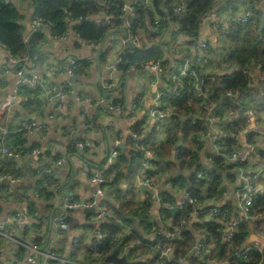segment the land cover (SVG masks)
<instances>
[{"label": "crops", "instance_id": "1", "mask_svg": "<svg viewBox=\"0 0 264 264\" xmlns=\"http://www.w3.org/2000/svg\"><path fill=\"white\" fill-rule=\"evenodd\" d=\"M9 1L14 4L19 13L18 21L22 25L23 36H27L28 25L34 15L31 0ZM174 1H172V4ZM230 1L217 0L216 6L201 20L198 29V36L208 41L210 50L213 52V63L207 70L209 73L217 75L239 67L234 62H226V52L229 49L232 50L234 44L226 37H218L211 25L212 20H217L222 24L230 25L231 28L233 18L242 12L246 3L239 0L240 4L237 3L236 7L231 8ZM253 13L255 14L252 18L255 22L254 27L256 33H259L262 28L261 21L256 16L260 14V17L264 19V0H256ZM156 14L154 12V16ZM149 27L150 24H147L148 30L141 31L143 41L151 37L149 43H161L160 48L166 65L175 62L180 56V50L171 51L168 48V40L164 39L163 35L154 36ZM263 35L261 33V37ZM190 38L182 32L176 34L180 46H184ZM30 40H35V45L29 53L25 72H34L39 75L43 85L35 89L23 88L19 92L13 107L15 114L12 115L10 112L0 110L2 124L9 129V132L2 135L0 140L2 138L5 145L19 154L17 163L20 166V174L22 175V182L19 185H10L7 182L0 183V219L16 211L25 213L26 221L22 228L15 227V223L11 224L16 228L15 234L17 237L37 240V247L44 253L51 252L55 248L62 257H71L83 263H88L85 259L84 244H93L94 240L97 239L95 233L97 222L94 219L93 212L86 213L81 210L69 214L71 219L67 222V228L60 229L54 221L62 215V209L57 206L58 200L54 197V194L48 197L46 192H52V187L58 186L60 189L59 196H63L64 191H68L73 195L86 197L94 188V184L90 179L92 173L104 165L106 153L110 148L113 137L120 134L123 135V147L121 148L129 157L131 154L130 149H134V146L128 141L131 138L129 132L134 129L143 131L146 127L152 125L153 117L150 116L149 110L154 105L157 89L149 83V79L156 78L160 82L161 78L155 77L146 67H140L136 70L122 69L120 65L116 64L115 59L118 51H120L118 47H114L111 51L108 50L104 55L101 51L97 62V50L93 51L82 45L74 34L63 41H56L50 30L45 28L32 35ZM71 57L77 59L78 65L76 68L80 69L79 74H74L77 79L74 86L70 85L71 92L67 93L61 101L55 96L48 97L52 87L56 86L63 78V75L50 69V67L57 63L66 64ZM6 69L7 72H5ZM13 69L14 67L8 62L7 49L0 44V100L11 91L16 80ZM105 80H113L115 82L114 88L103 91L101 83ZM75 93L93 98L105 95L126 106L133 101L137 104V110L130 119H127L124 114L109 111L103 105L75 100ZM126 99H128L127 102ZM194 106L197 108L199 102ZM200 109H202L201 106L198 110ZM50 114H53L52 118L49 117ZM21 118H29L44 123L47 130L36 134L15 131ZM153 129L155 130L154 141L156 139L164 141L167 133L175 131L171 122L165 130L160 127H153L151 130ZM243 131L244 129H241L238 133L239 141ZM176 132L178 138L169 155L164 156V158L155 156L157 161L160 160L159 162H161L163 168V173L159 178L157 177L159 174H154L156 183L166 199H176L181 191L172 186L170 180L176 176L186 178L194 171L196 174L201 172L202 167L208 162L209 155L213 152L209 139L201 132L196 140L197 142L193 144L195 147L192 149L196 151L195 154L198 159L190 167L181 164L174 151L185 147L183 141L188 136L183 135L180 129H176ZM73 138L90 141L92 147L83 151L78 150L70 145ZM257 147L258 151L255 152L250 166L251 170L261 166L264 162L263 145L258 144ZM32 149H38L39 153L31 154ZM61 156L66 157L67 162L62 166L54 165L52 161ZM0 164L4 170L11 166L3 160L0 161ZM167 165L172 167L170 172L167 170ZM50 171H53L52 174H49ZM112 171H107V183L101 201L113 210L109 204L117 206L127 193V195L131 193V209L135 208L136 211L130 213L126 211L129 213L128 218L131 219V222L122 223V227H129L145 243L154 241L157 225L150 220L149 216L148 218L146 216L145 207L143 209L146 203L143 190L136 185L135 176L132 179L121 178L113 184L115 176ZM221 175L223 185L212 202L227 204L233 211L236 203L235 189L240 183V173L236 168L224 167L221 170ZM232 186L234 188H231ZM257 186L259 191H264V177L258 178ZM122 191H125L124 195ZM24 195H26V199ZM201 195L203 199L209 198L206 196V187L201 189ZM118 197L120 198L118 199ZM209 220L207 218L199 223L189 222L185 226V230H190L196 241L206 234L205 222ZM167 224H169L168 221ZM244 228L247 231L245 243L255 239L252 236L257 237V231L261 230L255 228L252 223L245 224ZM261 232L264 235V227ZM77 235L82 237L84 248L76 251L71 239ZM24 257L25 251L23 249L12 241H2L0 245L1 262L4 264H24ZM43 260V257L39 258V262ZM47 262L48 264H61L56 260H48ZM138 263L145 264L146 261L139 260L136 264ZM185 264H189V262L186 261Z\"/></svg>", "mask_w": 264, "mask_h": 264}, {"label": "built area", "instance_id": "2", "mask_svg": "<svg viewBox=\"0 0 264 264\" xmlns=\"http://www.w3.org/2000/svg\"><path fill=\"white\" fill-rule=\"evenodd\" d=\"M8 1L9 0H4V2ZM96 1L103 6L100 14L96 17L98 22L113 27L114 22L112 16L106 11L107 5L112 4L119 7L121 11L119 16L121 26L120 28H113L112 30L126 29V35L123 32H114L110 34L106 38L102 49L107 48L111 51L114 47H118L120 51H118L115 57L117 65L124 63L126 64L127 70H136L140 67H146L155 77L161 78L160 82L159 80L157 81L156 78L149 79V83L157 89L154 97V105L149 110V114L153 117V121L152 125L146 127L142 133L133 130L129 132V136L133 139L135 145L141 142L144 135L151 131L153 127H160L162 130L167 129L172 120L175 106L168 103L166 99L182 95L185 78L188 77L193 81V86L200 96L199 106L201 104H206L207 108L206 110L200 109L196 112H189L180 118L183 125H185V121L187 120H189L191 124H195L198 120H202L205 125L203 135L209 139L213 148V152L208 157L207 164L202 167L201 172L196 174L197 180L207 182L213 172H216L218 175L221 174V170H217L213 167L215 157H221L224 167L236 168L240 173V183L235 189L236 203L233 211H231V207L227 204L212 202V200L216 198V195L203 199L190 192L187 188L180 189L181 191L176 199H166L157 186L155 175L151 173L154 168L153 160L155 159V149L162 144L161 140L156 139L153 146L144 148L143 160L135 174V183L143 190L145 202L148 205L146 216L147 218L149 216L150 220L157 225L155 239L150 243H144L140 238L133 237L132 230L129 227L123 226L112 236V241L115 242L116 248L118 249V253H116L117 256L120 257L124 255L126 258L125 264H133L139 260L146 261L145 264H185L187 261L186 255H175L173 239L181 235V232L185 230V226L189 222L199 223L209 218L223 225L222 241L227 245L233 244L234 236L240 230L241 226L247 223H252L255 228L261 229L257 231V237H261V240L253 239L248 243L244 242L240 248L233 249V258L231 260L221 262L216 259H206L203 260L205 263L203 262L200 264H234L236 262H238V264H248L251 250H257L261 253L264 252V235H262L261 232L264 223H259L263 214L258 211L255 212L252 209L256 196L259 193H264V191H259L257 186L258 178L264 177V162L261 166L255 167L256 169H250L254 154L258 151V149L256 150L258 144H262L264 149V111L257 109L253 104V97L248 95L241 96L237 107L223 106L224 98H233V100H236L239 97L237 92L230 90H220L219 93L222 95V99L218 101L212 99L207 93L206 88V81L208 79L213 80V77L207 70L213 63V52L210 50L208 41L199 36L191 37L184 46H180L179 41L176 39V34L180 33L178 31V25L175 22H171V17L168 15L166 17H161L159 14H156V16L153 15L154 17L150 23V28H152L157 35H163L162 37L168 40V48L171 51L180 50L179 58L168 66L163 56L159 59L150 60L143 66L138 61L131 62L125 60L123 55L125 49L128 48L127 44L132 42L133 45L137 47L143 42L141 33L139 35H133L132 32L134 29L132 19L136 18L134 9L136 7H142L150 9L154 14L156 11L153 0ZM243 1L246 3V6L241 13L233 18V23L245 25L253 18V8L256 0ZM184 9V0L174 1L173 11L176 15H181ZM82 20L83 17L80 16L75 24H80ZM211 25L220 38H225L230 33V25L228 24L225 25L217 20H212ZM28 26V35L23 36L26 43L30 42V37L32 35L39 33L45 28L49 29L52 34L51 24L46 23L39 16L33 15ZM71 34H74L82 45L93 51L97 50L99 45L98 42L80 38L71 27L60 34H52V36L56 41H63ZM232 50L229 49L225 56H228ZM28 60V54L17 57L8 51V62L14 67L13 70L16 75V80L11 91L0 100V110L2 112H10L12 115L15 114L13 107L19 92L23 88L35 89L43 85V81L39 75L34 72H25V65ZM77 65V59L71 57L66 64L57 63L50 67V69L63 75L61 81L56 86L52 87V91L56 89L54 96L58 100L61 101L66 97L67 93L71 92V83L68 77L73 75L74 68ZM244 68L248 75L249 84L263 92L264 65L260 61H251L249 65H246ZM237 69L217 75L216 82L224 75L231 74ZM7 71L6 69L5 72ZM114 86L115 82L113 80H105L101 83L103 91L111 90ZM74 97L77 101L103 105L109 111L124 114L127 119H130L132 114L137 110V104L133 101L126 106L116 102L114 98L105 95L93 98L75 93ZM49 117L52 118L53 114H50ZM240 119L244 120V126L241 128L244 129V131L239 141L238 133L241 129L235 132L233 130V123ZM46 130L47 126L44 123L29 118H21L17 123L15 131L36 134ZM8 132L9 129L2 124L0 118V137ZM122 140V134L113 137L110 148L106 153L104 165L96 169L91 175L90 179L94 184V188L86 197L76 196L72 193L59 196V187H52V194H54V197H56L58 201H61L60 207L62 209V215L54 221L55 225L60 229L67 228V222L63 220L66 215L75 211L93 208L94 219L97 222L95 231L97 239H104V234L101 232V223L111 218L114 212L103 204L101 197H103L105 193L107 183L106 172L119 156L120 148L123 144ZM229 140H233L230 145L227 143ZM70 145L83 151L91 148L92 142L80 138H73L71 139ZM30 153L38 154L39 150L32 149ZM174 154L178 155L179 149H175ZM18 156L19 154L13 152L9 146L5 145L1 138L0 161L3 160L10 164L13 171L3 170L0 164V183L7 182L10 185L16 186L22 182L20 166L17 163ZM66 162L67 159L64 156L52 161V163L57 166H62ZM122 194L124 195L125 191H122ZM24 197L26 199V195H24ZM25 221V213L18 211L9 213L3 219H0V236L3 240L12 241L25 251L24 264H48V260H56L61 264H103L101 258L92 262L83 263L71 257H62L57 253V249L55 248H53L51 252L44 253L37 247V240H28L16 236L15 227L22 228ZM167 221L169 224H167ZM12 223H15V227L11 225ZM82 242V237L79 235L71 239V243L75 248ZM215 245V239L204 234L203 237L195 241L191 254L198 258H202L204 255H209L210 250L214 248ZM84 246L85 249L89 251L94 249L92 243H85ZM40 257L44 258L42 262H39ZM0 264L4 263L0 261Z\"/></svg>", "mask_w": 264, "mask_h": 264}, {"label": "trees", "instance_id": "3", "mask_svg": "<svg viewBox=\"0 0 264 264\" xmlns=\"http://www.w3.org/2000/svg\"><path fill=\"white\" fill-rule=\"evenodd\" d=\"M172 1L173 0H153L155 11L161 17H166L167 15L170 16L171 22L177 23L178 31L189 37L198 36V29L202 18L217 4V0H184V12L181 15H176L173 11ZM31 4L34 15L39 16L46 23L51 24L52 34H60L71 27L80 38L94 40L100 43L109 31L113 28H120L121 26L119 19L121 13L120 8L112 4L107 5L106 11L112 16L114 22L113 27H110V25H103L97 21L96 17L100 14L103 6L96 0H31ZM163 7H165V9H163ZM134 13L136 14V18L132 19L134 25L132 32L133 35H139L142 30V32L146 31L147 24L149 25L152 22L154 14L150 9L142 7H136ZM80 16L83 17V20L77 25L75 22ZM18 19L19 13L14 4L10 1L4 2V0H0V43L3 44L11 54L20 57L25 54L29 55L35 45V40H30L29 43L24 41L22 25L19 23ZM254 24L255 22L253 19H250L245 25L233 23L230 28V33L226 37L234 44V48L227 56L226 62H234L239 68L231 74L224 75L218 80L215 84L214 92L212 88V79L206 81L207 93L216 101L222 99V95L219 93L220 90H230L238 93L239 97L236 100H233V98H224L223 106L237 107L241 96L248 95L253 97L254 106L257 109L264 111V91L261 92L258 88L252 87L249 84L248 75L244 68L246 65H249L251 61H260L264 65V38L261 37V33L264 34V29L259 32V35V33H256ZM149 30L154 36L157 35L152 28L149 27ZM148 41L149 39L147 38L140 46L126 48L123 58L131 62L138 61L142 66L150 60L162 58L163 54L160 48L161 43H149ZM107 51V48L103 49L102 55L107 53ZM120 66L122 69L126 68V64L124 63L120 64ZM77 73H80V69L75 67L73 74ZM194 95L196 97L199 96L193 86V81L186 77L182 95L166 99L168 103L175 106L172 120L175 121L176 126H173L175 131L169 132V134L167 133L161 146L155 149V156H158L159 158L168 156L178 138L176 129H180L183 135L187 136L191 134V140L193 142H195L201 132H203L205 125L202 120H198L195 124H191L190 121L187 120L185 121V125H183L180 118L189 112H196L192 106V97ZM200 106L202 107V110H206L207 108L206 104H201ZM233 124V130L238 132V130L243 128L244 120L240 119ZM133 131L142 133L140 129H134ZM154 137L155 130L153 129L146 133L141 142L137 145L134 144L135 142H133L132 138L128 139L130 144L134 146V149H130L131 154L129 157L124 153L122 148H120L119 156L115 160L116 163L108 168L109 172L112 170V172H114L115 177L113 178V184L117 183L121 178L132 179L135 176L137 169L143 160L144 148L147 146H153ZM232 142L233 140H229L227 143L230 145ZM189 152V148L181 147L179 148V154L177 155L178 160L187 166H191L196 161L195 158L187 156ZM191 155L195 156L194 153ZM159 161L160 160L157 161L156 159L153 160V164L156 168H161V162ZM213 167L217 170L224 169V163L221 157L214 158ZM5 170L13 171V168L10 166ZM151 173H156L155 168ZM171 181L173 184L178 182L181 185L186 186L190 192L199 196V198H203L201 195V189H203V187L206 186V196L212 197L216 195L223 185L222 175H218L216 172L211 174L210 179L207 182L197 180L195 171L189 174L186 178L183 176H176L173 177ZM51 194L52 192H46L48 197H50ZM127 194L121 201H119L117 206L109 204L114 213L111 218L101 223V232L104 234V239H95L93 242L94 249L90 251L85 249L82 243L76 247V251L84 248L86 251L85 259L87 262H92L101 258L103 264H125L122 261L111 258L110 255L113 252L118 253L115 242L112 241L113 234L122 228V223H130L131 219L128 218L129 213L131 211H136L135 208L131 209L132 194ZM119 198L120 197H118V199ZM144 207L146 212L148 205L145 203L143 209ZM252 209L255 212L258 211L263 214L259 223H264V193H259L256 196ZM205 227L206 235L213 237L216 243L215 247L210 250L209 255H204L202 258H198L191 254L192 247L195 243V236L190 230L182 231L179 237L173 239L175 255H186V260L189 264L203 263V260L206 259H216L221 262L231 260L233 258V249L240 248L245 242L247 235V231L243 225L234 236L233 244L227 245L222 241L223 225L220 222L209 220L205 222ZM132 233L133 237L141 239L136 232L132 231ZM2 241L3 238L0 236V245ZM234 264H238V262ZM248 264H264V252L261 253L257 250H251Z\"/></svg>", "mask_w": 264, "mask_h": 264}, {"label": "rangeland", "instance_id": "4", "mask_svg": "<svg viewBox=\"0 0 264 264\" xmlns=\"http://www.w3.org/2000/svg\"><path fill=\"white\" fill-rule=\"evenodd\" d=\"M239 0H231L230 1V3H229V5L231 6V8H234V7H236L238 4H240L239 2H238ZM238 3V4H237ZM255 15V14H254ZM253 15V16H254ZM257 15V14H256ZM207 16V15H206ZM206 16H204V17H206ZM203 17V18H204ZM256 17H259V19H260V21H261V29L259 30V32L261 31V30H263L264 29V19H263V17L261 18L260 17V14H258ZM202 18V19H203ZM151 37H148V39H150ZM154 40H156V38H154ZM158 40V39H157ZM156 42H158V41H156ZM199 97L200 96H193L192 97V99H193V101H192V106H193V109L196 111V110H198V108L200 107V106H198L197 108L194 106L196 103H198L199 102ZM171 122V124H173V126H176L175 125V121H173V120H171L170 121ZM188 137H185L184 138V136H183V138H184V141H183V144H184V146L186 147V148H189L190 149V152H189V154H187V156L189 157H191V158H195V160H197L198 158H197V155L195 154L196 153V151H193L192 149L195 147V146H193V144H195L196 143V141L195 142H193L192 140H191V134H189V135H187ZM200 147V146H199ZM198 147V148H199ZM258 149V147H256V150ZM195 154V156H192L191 154ZM169 155V154H168ZM191 158H189V159H191ZM186 165V164H185ZM193 165V164H192ZM191 165V166H192ZM187 166V165H186ZM187 167H190V166H187ZM155 170H156V173L157 174H159L157 177L159 178L160 177V175H162V173H163V168L161 167H155ZM167 170L170 172L171 170H172V167H171V165H167ZM171 181V180H170ZM171 183H172V181H171ZM223 184V183H222ZM172 186H175L176 188H178V189H183V188H186V186H183V185H181L180 183H175V184H173L172 183ZM206 187V186H205ZM231 188H234V186H232ZM208 193V192H207ZM253 238H255V239H258V240H261V237H256L255 235H253L252 236ZM194 264H200V263H194Z\"/></svg>", "mask_w": 264, "mask_h": 264}, {"label": "water", "instance_id": "5", "mask_svg": "<svg viewBox=\"0 0 264 264\" xmlns=\"http://www.w3.org/2000/svg\"><path fill=\"white\" fill-rule=\"evenodd\" d=\"M114 32H123V33L126 35V29H116V30H111V31H109V32L105 35V37L101 40V42L99 43V45H98V47H97V53H96V61H97V62H98V59H99V56H100V54H101L102 47H103V44H104L106 38H107L110 34H112V33H114ZM127 47H128V48H134L135 46L133 45L132 42H129V43L127 44ZM210 75L213 77V80H212V87H213V92H214V90H215V82H216V79H217V74H215V73H210ZM76 79H77V76L74 75V74L68 77V80L70 81V83H71L72 86H74ZM55 91H56V89L53 90V91H50V93H48V97L54 96V95H55ZM127 101H128V99H126V102H127ZM121 147H123V144L121 145ZM52 172H53V171H50L49 174H52ZM43 175H44V174H43ZM68 193H70V192H68V191H64V194H68ZM60 204H61V201H58L57 206L60 207ZM84 212H86V213L93 212V208L84 209ZM70 219H71V217H70L69 215H66V216L63 218V220L66 221V222H69ZM110 256H111V258H114V259H116V260H118V261L125 262V260H126V258H125L124 255L118 257L117 254H116V252H113Z\"/></svg>", "mask_w": 264, "mask_h": 264}]
</instances>
